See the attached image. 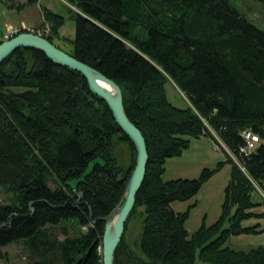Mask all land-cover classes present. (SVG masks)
I'll return each mask as SVG.
<instances>
[{"label": "trees", "instance_id": "obj_1", "mask_svg": "<svg viewBox=\"0 0 264 264\" xmlns=\"http://www.w3.org/2000/svg\"><path fill=\"white\" fill-rule=\"evenodd\" d=\"M0 1L21 12L41 0ZM62 1L77 10H69L75 35L67 53L119 86L125 115L147 149L145 177L124 226L125 233L130 218L140 219V256L123 234L113 264H264L263 246H226L230 237L264 232L260 224L243 226L264 219L251 200L254 184L264 181V143L248 157L240 154L243 132L264 141V31L230 0ZM40 15L49 29L43 37L61 50L55 41L64 18L49 10ZM170 81L186 98L184 108L169 101ZM201 137H217L243 170L226 155L195 179L163 181L166 161ZM118 143L131 149L127 168L115 156ZM135 155L77 72L26 48L0 63V188L12 195L0 204V247L21 243L29 264H102L99 219L119 204ZM228 165L220 216L189 236L185 222L195 205L175 212L172 203L196 196Z\"/></svg>", "mask_w": 264, "mask_h": 264}, {"label": "rangeland", "instance_id": "obj_2", "mask_svg": "<svg viewBox=\"0 0 264 264\" xmlns=\"http://www.w3.org/2000/svg\"><path fill=\"white\" fill-rule=\"evenodd\" d=\"M25 2L26 0H13V5H22ZM7 3L8 2L0 1L1 41L3 40V36H9L12 34V37H14L16 34L13 33L17 32L32 33L44 38L43 35L46 34L45 31L49 29L47 27H41L42 19L40 14L41 10H49L52 13L64 18V25L58 33L60 40L55 41V44L65 53L70 52V42L74 39L75 35V23L70 18L69 10L71 9L72 11L77 12L75 8L70 7L62 0H41L36 5L27 7L24 11L18 12L8 8L6 6ZM230 4L235 7L249 22L264 31L263 4L255 0H230ZM166 90L169 101L175 107L184 108L188 103L186 98L180 94L177 88H174L171 81L170 84L166 85ZM261 143H264V141L261 140L259 144ZM216 147L219 148V151L216 150ZM226 155L233 159L235 164L239 165V168L243 170L239 160H237L236 157L234 158L233 154L229 152L224 145L221 147L218 141L213 143L211 140L204 137L190 139V147L188 150L183 152L181 157L168 159L166 161L162 180L169 181L179 178L195 179L199 176L202 169H213L216 167L218 162L225 161ZM115 156L119 165L123 168H127L132 161L131 149L126 143H118L116 145ZM229 174L230 165L223 167L209 181L203 184L198 194L190 200L182 203H172L171 208L175 212H184L191 205H195L190 209L189 217L185 222V230L189 236L198 230L202 225H212L220 216L221 205L223 202V190L228 184ZM254 186L256 190L251 194V200L254 204H259V206L254 208L252 212L261 213L264 211V205H262L264 201V181L262 183V187L259 188L256 184H254ZM79 196H81V194H79ZM11 200L12 195L6 192L3 188H0V204H10ZM255 224H260V229L264 230V219H252L244 222L243 226L248 227ZM141 227L140 219L134 216L129 219L127 230L125 233L123 232L126 244L139 256ZM224 227H227V223H225ZM70 234L73 235V232L70 231ZM59 239H62L61 235H59ZM226 246L239 251H248L251 248L259 246L264 247V232L257 235L230 237L226 242ZM29 262L30 259L28 253L21 243L0 247V264H29ZM196 264L201 263L197 261Z\"/></svg>", "mask_w": 264, "mask_h": 264}, {"label": "water", "instance_id": "obj_3", "mask_svg": "<svg viewBox=\"0 0 264 264\" xmlns=\"http://www.w3.org/2000/svg\"><path fill=\"white\" fill-rule=\"evenodd\" d=\"M26 48L39 51L54 64L70 69L82 75L87 81L89 90L98 98L104 100L112 112L113 118L123 133L130 139L136 150L135 166L125 187L121 206L110 215L103 217L105 231L102 237V264H113V253L120 242L125 221L134 205L146 171L147 152L144 138L140 131L128 120L123 109L121 89L110 79L92 67L76 60L52 45L45 38L32 33H20L8 41L0 43V63L17 49ZM100 84L109 86L115 93H108ZM116 212L118 214L116 215ZM114 233L107 239L111 221L115 218Z\"/></svg>", "mask_w": 264, "mask_h": 264}, {"label": "bare ground", "instance_id": "obj_4", "mask_svg": "<svg viewBox=\"0 0 264 264\" xmlns=\"http://www.w3.org/2000/svg\"><path fill=\"white\" fill-rule=\"evenodd\" d=\"M23 33H25V32H23ZM13 34H16V35H18V34H20V33H13ZM15 35V36H16ZM5 36H7V37H5ZM5 36H3V40H2V42H5V41H8V40H10L11 38H13L12 36V34H10L9 36L8 35H5ZM14 36V37H15ZM1 42V43H2ZM53 45V44H52ZM56 47V46H55ZM43 54V53H42ZM44 55V54H43ZM45 56V55H44ZM79 74V73H78ZM80 75V74H79ZM82 76V75H81ZM83 77V76H82ZM83 79L85 80V78L83 77ZM86 81V80H85ZM86 83H87V81H86ZM101 85V87L105 90V91H107L108 93H110V94H112V93H115L109 86H107V85H103V84H100ZM87 86H88V84H87ZM119 87V86H118ZM89 88V87H88ZM122 92V91H121ZM102 100V99H101ZM105 104H106V102L104 101V100H102ZM107 105V104H106ZM108 106V105H107ZM109 108V107H108ZM110 110V109H109ZM111 112V111H110ZM112 113V112H111ZM113 116V115H112ZM114 119V118H113ZM115 121V120H114ZM116 123V122H115ZM117 124V123H116ZM119 127V126H118ZM120 129V128H119ZM121 130V129H120ZM122 131V130H121ZM123 132V131H122ZM125 135V134H124ZM253 136V137H256L257 138V140H258V142L256 143V145H253V149L252 148H250L251 149V151L249 152V154L248 155H245L244 153H242L241 151H240V154L241 155H244L245 157H248L249 155H251L253 152H255V150L257 149V147L260 145L259 143L261 142V139H260V137L259 136H255V135H252V134H250L249 132H243L242 134H241V137L242 138H244V141H245V146L244 147H246V145H247V137L248 136ZM126 136V135H125ZM127 137V136H126ZM128 138V137H127ZM216 138V141H218V143L221 145V147H223V145H222V143L219 141V139H217V137H215ZM129 139V138H128ZM130 140V139H129ZM145 141V140H144ZM131 142V141H130ZM132 143V142H131ZM133 144V143H132ZM146 145V144H145ZM134 146V145H133ZM244 147H242V148H244ZM135 148V147H134ZM217 149L216 150H218L219 151V148L218 147H216ZM241 148V149H242ZM240 149V150H241ZM136 151V150H135ZM146 152H147V149H146ZM148 156V155H147ZM147 161H148V159H147ZM146 167H147V165H146ZM145 173H146V171H145ZM145 177V176H144ZM144 180V179H143ZM143 183V182H142ZM142 185V184H141ZM141 187V186H140ZM140 189V188H139ZM123 197V196H122ZM121 201H122V199H121ZM121 201H120V203H119V205L114 209V210H117L120 206H121ZM135 203V202H134ZM134 206V205H133ZM133 208V207H132ZM113 210V211H114ZM132 210V209H131ZM112 211V212H113ZM111 212V213H112ZM131 212V211H130ZM110 213V214H111ZM109 214V215H110ZM118 214V212H116V215ZM130 214V213H129ZM116 215H115V218L111 221V223H110V227H109V229H108V232H107V239L108 238H111L112 236H113V233H114V224H115V219L117 218L116 217ZM129 216V215H128ZM102 219V218H101ZM101 219H99V221H101V222H104V221H102ZM127 219H128V217H127ZM126 219V220H127ZM126 222V221H125ZM124 226H125V224H124ZM104 231H105V222H104ZM124 232V231H123ZM104 234V233H103ZM122 236H123V234H122ZM103 237V236H102ZM122 238V237H121ZM121 240V239H120ZM120 243V242H119ZM118 243V244H119ZM102 245V244H101ZM118 246V245H117ZM117 248V247H116ZM101 251H102V246H101ZM114 254V253H113Z\"/></svg>", "mask_w": 264, "mask_h": 264}, {"label": "built area", "instance_id": "obj_5", "mask_svg": "<svg viewBox=\"0 0 264 264\" xmlns=\"http://www.w3.org/2000/svg\"><path fill=\"white\" fill-rule=\"evenodd\" d=\"M5 37H7V36H5ZM257 142H258V140H257L256 137H253V136H250V135H249V136L247 137V145H246V147L242 148L240 151H241L242 153H244L245 155H248L249 152L251 151L250 148H252L253 145H256ZM253 148H254V147H253ZM253 148H252V149H253Z\"/></svg>", "mask_w": 264, "mask_h": 264}]
</instances>
